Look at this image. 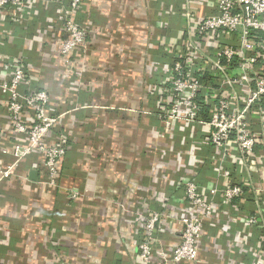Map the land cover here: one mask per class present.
<instances>
[{"label":"crops","instance_id":"0c3cea01","mask_svg":"<svg viewBox=\"0 0 264 264\" xmlns=\"http://www.w3.org/2000/svg\"><path fill=\"white\" fill-rule=\"evenodd\" d=\"M66 8L58 0H25L21 11L8 8L0 18V60L20 61L21 93L49 94L59 116L51 137L67 144L57 188L42 184L43 167L32 157L18 167L26 178L0 190V264H140L137 244L150 213L161 215L154 246L178 244L189 178L202 188L249 185L231 204L212 198L217 209L203 221L195 264H264V231L244 223L264 206V192L254 188L260 178L230 152L219 155L207 129L179 121L165 130L156 105L154 89L173 62L165 49L180 44L185 9L209 12L208 4L82 0L76 21L86 30V50L67 61L57 49ZM6 118L0 110L1 127ZM260 151L254 166L264 160ZM71 191L79 195L69 198Z\"/></svg>","mask_w":264,"mask_h":264},{"label":"built area","instance_id":"2783aa9c","mask_svg":"<svg viewBox=\"0 0 264 264\" xmlns=\"http://www.w3.org/2000/svg\"><path fill=\"white\" fill-rule=\"evenodd\" d=\"M58 1L67 3L62 15L64 36L57 43L60 56L67 61L86 50V30L76 21L82 0ZM202 1L210 11L186 8L180 44L165 49L173 62L168 78L154 89L162 125L170 130L184 121L207 129L209 145L219 155L230 152L231 158L239 159L260 178L254 188L264 192V160L259 166L253 165L259 163L257 155L264 149V0ZM24 3L0 0V18L8 8L21 11ZM24 77L20 61L0 60V110L7 115L5 125H0V190L10 180L26 178L18 167L32 157L43 167L42 184L55 189L67 150L66 139L51 137L59 116L50 107L49 94L45 90L21 93ZM5 141L11 144L7 146ZM4 156L11 160L4 162ZM183 189L184 210L188 209L178 215V244L170 250L154 246L152 233L161 215L150 213L144 220L145 236L137 244L140 264H195L203 221L217 209L212 198L218 195L221 202L231 204L248 194L249 185L242 180L220 189L209 185L202 188L189 178ZM78 195L71 191L69 198ZM244 223L249 229L264 231V206L245 217ZM260 238L264 242V233Z\"/></svg>","mask_w":264,"mask_h":264},{"label":"water","instance_id":"95a60500","mask_svg":"<svg viewBox=\"0 0 264 264\" xmlns=\"http://www.w3.org/2000/svg\"><path fill=\"white\" fill-rule=\"evenodd\" d=\"M36 175H37L36 171H30L29 172V178L36 179L37 178Z\"/></svg>","mask_w":264,"mask_h":264}]
</instances>
